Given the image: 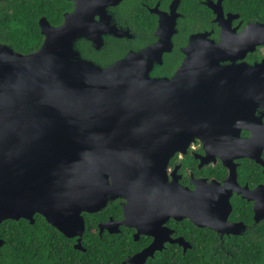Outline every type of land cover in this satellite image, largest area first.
Segmentation results:
<instances>
[{
	"label": "water",
	"instance_id": "obj_1",
	"mask_svg": "<svg viewBox=\"0 0 264 264\" xmlns=\"http://www.w3.org/2000/svg\"><path fill=\"white\" fill-rule=\"evenodd\" d=\"M180 1L172 0L169 11L159 9V3L151 8L160 15L155 43L104 67L84 58L77 47L78 38L94 40L100 28L90 4L81 0L59 26L40 20L44 40L37 49L25 53L0 43V223L20 218L34 223L40 213L65 236L77 237L74 247L85 251L84 213L123 197V218L101 222L100 233L107 224L111 232L129 224L137 227L135 239L152 234L148 246L123 259L132 264H145L166 239L182 244L184 251L192 246L183 236L170 237L163 223L171 216L239 232L230 229L231 205L228 194L219 196L221 186L208 183L181 192L162 182L170 156L185 150L193 137L214 144L211 128H222L214 122L223 109L210 97L216 94L210 90L218 86L215 80L240 77L246 92L264 93L263 62L220 63L236 58L231 55L235 45L241 48L237 58L253 49L258 43L254 31L264 38V22L248 24L236 35L230 29L235 13L224 18L223 0H205L221 26L220 40L209 38L208 31L191 34L175 74L154 77L153 62L161 61L177 31ZM102 10L104 3L97 12ZM218 206L225 208L221 215L214 213ZM3 243L0 238V252Z\"/></svg>",
	"mask_w": 264,
	"mask_h": 264
},
{
	"label": "flooded vegetation",
	"instance_id": "obj_2",
	"mask_svg": "<svg viewBox=\"0 0 264 264\" xmlns=\"http://www.w3.org/2000/svg\"><path fill=\"white\" fill-rule=\"evenodd\" d=\"M81 1L90 4L94 18L100 21V28L94 40L92 37L83 36L78 38L76 44L84 58L103 67L125 57L130 52L143 49L155 43L159 38L157 31L160 25V15L158 11H151V8L159 3V9L169 11L172 2L171 0L168 3L167 8L161 7L160 0L152 6L147 5L148 11L154 18L151 20L153 22L152 24L149 22L148 25H143L135 21L132 13L129 11L125 12V15L120 13V7L125 2L127 8L131 10L130 1L119 0L115 3L112 0ZM27 2L33 6L30 16L32 20L37 21L42 38L41 43L44 40V34L41 31L40 20L44 18L52 26H59L63 24L65 14L74 11L76 7L75 0H0V43L13 47L12 40L14 39L9 34L11 24L14 22H26V19H29V17L22 14V5ZM38 3L43 5L46 3V7L36 17V5ZM98 3L100 4L99 7ZM103 3L104 10L101 13L97 12ZM223 10L224 18L229 17V13H235L230 16V29H233L236 35L244 32L248 24L258 21L256 19L245 20L239 12L225 10L224 7ZM177 11L180 13L177 17V31L172 36L171 48L163 51L161 61L154 60L153 62L154 66L151 73L154 77L171 78L175 74L186 57V49L191 34L198 31H208L209 38L215 42L220 40L221 26L215 20L216 13L213 9V16L211 17L213 25L210 29L197 30L187 34L181 31L180 18L183 17V13L179 10V5ZM234 31L232 32V39L236 42L238 40H236L237 36L234 34ZM28 39L30 40V37L26 36L24 39L18 37L14 42H28ZM252 39L258 41V43L254 44V46L248 45V47L253 46V49L245 52L244 56L237 58V55L241 52V48L233 45V54L231 55L236 58L233 60H222L220 63L222 65H239L242 63L243 65H254L264 63V42H261L264 38H262V33L254 31ZM117 41L124 43L118 46ZM97 56L103 60L97 59ZM261 72L264 75V71ZM233 79H217L214 81V84L218 86L210 87V90L216 92V94L210 96L211 100H218L223 108L219 112L221 118H218L214 122V124L221 123L222 128H211V132L213 133L211 137L215 139L214 144L212 146H206L203 141V136L193 137L185 150H178L170 156L166 166V173L163 175V187L167 184L182 192L183 188L190 191L196 188L206 187L209 185L208 183H216V186L222 187L219 189V196L221 198L225 199V196L228 194L231 209L227 214V221L231 224V230L234 229L239 232H221L209 226H199L191 221L189 217L176 219L171 216L163 223L171 229L169 233L170 237L176 238L183 236L192 246V242L183 233H179L176 230L175 226L177 222L187 221L196 227L212 230L214 232L212 247L216 249L215 245L217 247H223L225 237L236 235L256 237L259 235L261 221L264 220V93L260 92L259 95L256 93H248L246 92V86L242 85L244 81L240 80V77ZM185 83V81L180 82V90L187 88L184 86ZM124 201L125 199L123 197H117L109 200L101 210L97 211L104 215L98 219L97 229L100 238H103L105 234H122L123 238L125 235L131 237L133 240L131 245H135L136 247L131 248V252L127 255L129 256L148 246L153 241L154 236L152 234L140 233L138 239H135L134 234L137 231V227L129 224L118 225V232H111L109 228L113 226L107 224L100 233L101 222H106L110 218H113V220L123 218L122 204ZM116 205L120 207L121 213L115 214L111 211L112 206ZM109 209L110 212L108 211ZM223 211H225V208L223 209L218 206L214 213L221 215ZM237 222H240V224H232ZM215 225L219 226L217 224ZM69 238L74 239V246L77 237ZM168 244H176L184 250L182 244L172 242L169 239L163 241L162 250ZM191 247L189 246L187 249ZM162 250H156L155 254ZM150 257H148L145 264H147Z\"/></svg>",
	"mask_w": 264,
	"mask_h": 264
},
{
	"label": "trees",
	"instance_id": "obj_3",
	"mask_svg": "<svg viewBox=\"0 0 264 264\" xmlns=\"http://www.w3.org/2000/svg\"><path fill=\"white\" fill-rule=\"evenodd\" d=\"M130 1L131 10L126 2L120 7V13H132L135 21L148 25L154 18L147 5L152 6L158 0H126ZM171 0H160L161 7L167 8ZM22 14L29 17L22 23L11 24L9 32L12 39L18 37L30 40L14 42L13 48L23 52L37 49L41 44V33L36 20H32L33 6L27 2L22 5ZM46 3L36 5V17L43 12ZM225 10L239 12L245 20L256 19L264 22V0H223ZM179 10L183 33L210 29L213 25L212 9L204 0H181ZM122 41H117L120 46ZM97 59L103 60L96 57ZM174 64V62H173ZM118 208V209H117ZM110 212V209L108 210ZM111 211L121 213L120 207L112 206ZM104 215L100 212L85 213L86 230L83 236L85 251L73 246L74 239L66 237L45 217L35 214L31 223L26 218L5 219L0 223V238L4 239L0 252V264H131L123 262L131 252L133 240L127 235L105 234L100 238L97 221ZM179 233L189 239L193 246L184 251L176 244H168L162 251L150 257L147 264H264V220L261 221L259 235L245 237L241 235L225 237L223 247L213 249L214 232L209 228H199L186 222H177L175 226ZM134 244V243H133Z\"/></svg>",
	"mask_w": 264,
	"mask_h": 264
}]
</instances>
